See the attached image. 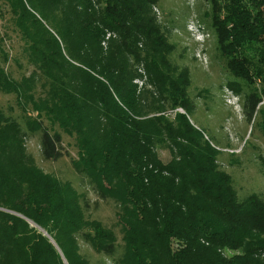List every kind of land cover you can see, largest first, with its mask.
I'll return each mask as SVG.
<instances>
[{
  "label": "trees",
  "instance_id": "16d2710c",
  "mask_svg": "<svg viewBox=\"0 0 264 264\" xmlns=\"http://www.w3.org/2000/svg\"><path fill=\"white\" fill-rule=\"evenodd\" d=\"M3 1L34 71L15 81L0 68V92L36 116L24 117L23 131L0 114V264H88L79 240L103 257L117 251L113 231L86 217L85 196L27 157L25 137L37 131L44 161L67 156L43 120L74 138L72 169L118 206L122 252L113 264H264V201H239L210 142L185 115H163L192 104L186 71L167 60L173 47L152 13L157 0H98L97 10L89 0ZM211 3L227 69L252 84L261 76L253 66H264V0ZM106 34L115 38L103 50ZM247 47L255 54L239 52ZM141 62L152 91L137 93ZM260 102L246 95L247 122ZM261 130L264 138V121Z\"/></svg>",
  "mask_w": 264,
  "mask_h": 264
},
{
  "label": "rangeland",
  "instance_id": "374dc122",
  "mask_svg": "<svg viewBox=\"0 0 264 264\" xmlns=\"http://www.w3.org/2000/svg\"><path fill=\"white\" fill-rule=\"evenodd\" d=\"M89 1L95 10L101 7L98 0ZM217 1L221 3L224 0ZM152 13L167 42L173 47L167 60L178 70L187 73L185 91L192 104L187 114L183 109L176 108L167 110L163 115L170 120H174L177 114L185 115L189 123L210 142L218 152L216 163L230 176L239 201L250 195L258 196L264 201V168L261 164V158H264V138L261 130L264 121V66H253L261 76L253 79L252 84L229 72L227 61L230 58L221 52L219 36L213 24L211 0H157L152 7ZM33 14L48 29L45 20L41 19L42 16L35 12ZM223 14L224 10H221L218 16L222 18ZM12 22L7 4L0 0V68L10 78L19 81L22 77L29 76L34 68L27 63L21 36ZM48 31L53 34L51 29ZM114 38L113 35L108 40L104 38L106 41L101 44L103 50H106L108 42ZM251 49L247 47L239 52L251 56L255 54ZM134 68L136 77L133 84L137 93L143 89L152 91L147 83L144 64L141 62ZM249 92H255L261 102L253 119L247 122L244 101ZM40 93L41 90L36 87L35 96ZM0 114L4 118L16 120L23 131H26L24 117L36 116L29 109L24 114L16 103L15 96L3 92H0ZM43 126L51 133L57 132L61 135L62 149L67 152V156L57 161H44L39 148L40 133L37 131L25 137L27 157L42 172L62 183H69L78 194L85 196L90 205L85 212L86 217L113 231L117 251L114 258L103 257L79 240L80 255L88 264H113V260L122 252L121 225L116 216L117 204L113 200L98 199L86 179L72 169L70 162L77 157L74 138L62 133L56 125L52 127L46 120H43ZM158 155L163 162L169 160L166 150H158ZM40 232L44 235L41 229Z\"/></svg>",
  "mask_w": 264,
  "mask_h": 264
},
{
  "label": "built area",
  "instance_id": "2783aa9c",
  "mask_svg": "<svg viewBox=\"0 0 264 264\" xmlns=\"http://www.w3.org/2000/svg\"><path fill=\"white\" fill-rule=\"evenodd\" d=\"M110 36H111L110 34H106L105 35L106 40H108L110 38ZM106 40H104V41H106Z\"/></svg>",
  "mask_w": 264,
  "mask_h": 264
},
{
  "label": "water",
  "instance_id": "95a60500",
  "mask_svg": "<svg viewBox=\"0 0 264 264\" xmlns=\"http://www.w3.org/2000/svg\"><path fill=\"white\" fill-rule=\"evenodd\" d=\"M44 233V235H46V233L45 232H43Z\"/></svg>",
  "mask_w": 264,
  "mask_h": 264
}]
</instances>
